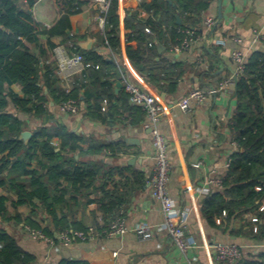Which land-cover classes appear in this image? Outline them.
I'll use <instances>...</instances> for the list:
<instances>
[{
  "label": "trees",
  "instance_id": "obj_1",
  "mask_svg": "<svg viewBox=\"0 0 264 264\" xmlns=\"http://www.w3.org/2000/svg\"><path fill=\"white\" fill-rule=\"evenodd\" d=\"M62 1L56 0L60 6ZM211 1L151 0L152 18H125V52L146 81L161 90L167 89L163 81L168 82V87L175 86L184 69L165 52H172L180 43V29L199 33L201 16ZM34 2L0 0V264L36 262L35 255L20 245L16 226L41 230L56 242L55 234L65 229H85L83 218L77 214L93 205L91 213L99 211L104 219L100 225L93 216V225L100 229L124 215L134 194L145 184L141 170L109 164L97 157L103 150H108L105 156L115 157L119 149L114 143L78 132L63 122L42 120L50 114V102L59 105L68 98L78 102L83 119L109 120V109L101 107L104 99L111 106L115 96L105 69L117 71L118 63L114 57L105 58L97 50L83 49L74 42L69 50L97 67L74 73L69 87L64 85L56 74V62L44 59L46 48L39 35H46V43L53 49L57 44L51 40L53 36L67 39L68 17L62 16L46 28L32 15ZM176 13L180 24L175 22ZM97 36L114 55L118 52L116 0H110L102 33ZM157 44L163 45L165 51L159 52ZM39 56L44 59L41 65ZM208 70L209 67L201 74ZM14 83L19 85L20 93L11 88ZM235 84L229 129L236 148L222 175L221 188L203 195L199 210L207 225L226 229L236 219L240 226L231 229V234L260 241L264 239V208L259 209L264 204V49L248 54ZM127 109L143 113L132 104ZM17 112L36 119L27 140L19 137L28 127L27 120L20 119ZM54 138L57 146L52 143ZM249 215L256 216L258 222L252 223ZM216 218H220L219 224ZM56 264L89 263L61 258ZM243 264H264V251L253 254Z\"/></svg>",
  "mask_w": 264,
  "mask_h": 264
},
{
  "label": "crops",
  "instance_id": "obj_2",
  "mask_svg": "<svg viewBox=\"0 0 264 264\" xmlns=\"http://www.w3.org/2000/svg\"><path fill=\"white\" fill-rule=\"evenodd\" d=\"M150 1L116 0L119 49L115 55L99 41L97 35L101 34L102 30L99 28V13L93 0H64L61 6L56 0H35L31 8L34 19L43 26L51 27L60 17L64 15L68 17L70 27L65 30L67 39L60 35L53 36L51 40L57 42L53 49H49L46 35H39L46 48L44 59L56 62V74L67 87L73 74L64 79L58 68L62 57L73 54L68 47L74 42L81 47L89 38L91 40L89 49L97 50L105 58L114 57L118 63L117 71L113 68L105 69L110 75L109 83L115 96L113 104L106 105L109 114L112 115L109 120L103 122L83 119L80 111L76 115L65 116L59 113L58 105L52 102L49 104L50 114L61 118L63 123L78 132L114 143V147L119 149L115 157L105 156L108 150H103L97 157H102L109 164L141 170L145 179L152 172L153 148L148 130L142 127L144 112L129 111L127 107L130 103H124L127 94L125 83L139 84L170 108L172 102L187 94L189 90L207 89L227 77L233 69L232 50L240 48L248 55L253 50L264 49L263 43L250 42L254 29L264 30V0H212L201 16L198 38L192 46L187 50L174 48L172 52H165L182 66L184 74L173 87H168V82H161L167 86V89L161 90L158 85L155 86L145 80L125 52L127 30L124 20L128 17L141 21L152 18ZM208 16L214 18L215 22L207 30L203 26V20ZM219 38L226 39L224 46L215 43ZM157 46L159 52L165 51L163 45ZM39 59L40 65L43 64L44 59L40 56ZM119 66L122 67V71L119 70ZM208 67L210 70L201 74L202 70H207ZM116 82H120L121 86L115 87ZM11 88L20 93L17 83L12 84ZM233 92L234 85L228 95L226 93L217 96L207 95L202 101L193 103L187 112L172 107L158 122L159 132L168 141L167 154L170 166L167 186L170 198L178 208L188 209L190 246L186 250H179L164 229H157L156 225L163 220V213L160 203L151 196L150 189L145 183L143 188L134 194L132 203L123 216L128 225L134 223L155 225L154 234L150 239L141 240L134 232L126 231L112 236L100 234L91 240L75 241L70 245H62L58 240L52 245L43 240L27 238L14 229L20 245L35 255V264H56L61 258L84 260L89 264H223L214 257L212 246L215 243L250 244L252 246L245 248L243 258L238 264L251 259L253 254L258 252L253 245L257 241L230 233L231 229L240 226L238 220H231L226 229L215 228L205 223L199 210L200 198L221 188L207 186L206 179L212 175L224 174L228 167L225 163L228 158L230 161L231 153L236 148L230 139L229 129L233 102L231 99L228 109V99ZM81 106L84 107L83 102ZM16 114L20 119L27 120L28 127L25 130L31 131L36 119L20 112ZM52 143L57 146L58 140L54 138ZM83 147L86 148L87 145L84 144ZM206 187H209L208 192L202 195L200 192ZM93 207L88 205L77 214L78 218H83L86 226L93 225V216H96L98 224L102 225L104 222L99 211L91 213ZM216 223H220V218H216ZM55 236L57 237L56 234Z\"/></svg>",
  "mask_w": 264,
  "mask_h": 264
},
{
  "label": "built area",
  "instance_id": "obj_3",
  "mask_svg": "<svg viewBox=\"0 0 264 264\" xmlns=\"http://www.w3.org/2000/svg\"><path fill=\"white\" fill-rule=\"evenodd\" d=\"M93 3L98 11V22L100 30L103 29L104 15L107 12L110 0H93ZM214 18L208 16L203 20L205 29H210L214 25ZM48 27V25H44ZM146 32H150L148 27H145ZM183 37L178 45L175 46L177 50L189 49L193 42L198 38L191 29H180ZM251 43L261 42L264 44V30L262 28L254 29L250 38ZM217 45L224 46L226 44L225 38L215 40ZM247 52L243 49H234L231 52V59L233 62V69L231 73L223 80L219 81L207 89L193 88L187 94L171 103L170 108L175 107L182 112H187L191 109L193 103L202 101L207 95H221L231 93L232 86L234 85L237 77L243 72ZM88 67H97L90 62L84 61L80 53H74L70 56L62 57L59 62L58 72L62 78L68 79L70 75L82 71ZM125 90L128 94V101L134 106L140 107L144 112V119L142 127L149 132L151 146L153 148V166L151 175L145 179V183L150 189L152 197L158 200L163 213V220L160 224L156 225L157 229H164L170 236L174 245L181 251L186 250L190 246L188 235V209L178 208L174 201L170 198L168 192V177H169V158H168V141L166 137L158 130V122L170 109L154 94L142 88L139 84L134 82L125 83ZM107 101L103 100L102 110H105ZM58 111L65 116H73L79 113V104L73 98H68L58 105ZM233 145H236L232 141ZM229 158L225 165L228 166ZM196 165V164H195ZM222 175L209 176L205 184L207 186H222ZM209 187L202 190L200 193L203 195L208 192ZM259 189V187H257ZM264 204L259 209L262 210ZM225 211L222 212L224 216ZM249 220L252 223L258 222V218L254 215H249ZM219 222V219H217ZM18 232L23 236L34 239L43 240L49 244H54V239L51 236L45 235L41 230L30 228L28 225H18ZM155 225L149 223H134L128 225L125 222L123 215L113 218L106 226L100 229L94 225L86 226L85 229H65L57 234V239L62 245H70L75 241H86L103 234L105 236L120 235L126 231L134 232L139 239L148 240L154 234ZM256 231V226L253 227ZM257 251H264V239L257 241L253 244ZM252 245L238 244V243H215L212 246L215 259L223 264H238L243 258L246 247Z\"/></svg>",
  "mask_w": 264,
  "mask_h": 264
},
{
  "label": "water",
  "instance_id": "obj_4",
  "mask_svg": "<svg viewBox=\"0 0 264 264\" xmlns=\"http://www.w3.org/2000/svg\"><path fill=\"white\" fill-rule=\"evenodd\" d=\"M175 22L177 24H180L181 22V19H180V16L176 13L175 14ZM90 44H91V40L89 38H87L82 44H81V47L83 49H89L90 48ZM235 83H234V92L232 94V96L228 99V109L230 107V102H231V99L234 97V94H235ZM121 86V83L120 82H116L115 83V87H120ZM43 121H57V122H62V119L61 118H58V117H54L53 115L51 114H46L43 116L42 118ZM32 135L31 131L29 130H23L21 131L20 133V138H22L23 140H27L30 136Z\"/></svg>",
  "mask_w": 264,
  "mask_h": 264
},
{
  "label": "rangeland",
  "instance_id": "obj_5",
  "mask_svg": "<svg viewBox=\"0 0 264 264\" xmlns=\"http://www.w3.org/2000/svg\"><path fill=\"white\" fill-rule=\"evenodd\" d=\"M16 228L19 229V226H16L15 229H16ZM17 232H18V231H17Z\"/></svg>",
  "mask_w": 264,
  "mask_h": 264
}]
</instances>
